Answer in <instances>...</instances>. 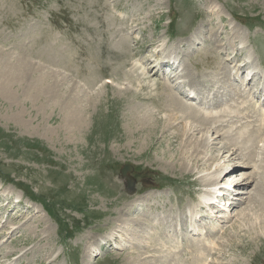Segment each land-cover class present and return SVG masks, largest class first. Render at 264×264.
Returning a JSON list of instances; mask_svg holds the SVG:
<instances>
[{
    "label": "rangeland",
    "instance_id": "374dc122",
    "mask_svg": "<svg viewBox=\"0 0 264 264\" xmlns=\"http://www.w3.org/2000/svg\"><path fill=\"white\" fill-rule=\"evenodd\" d=\"M236 49L264 57V0H0V61L19 68L24 61L66 77L65 84L80 88L72 99L85 115L69 136L58 130L64 113L55 108L36 115L35 98L0 82V264H155L153 257H159L157 264H203L206 254L164 250L174 245L159 229L170 222L171 193L194 195L199 185L212 186L200 177L208 165L219 159L228 166L241 154L233 146L228 151L219 138L196 152L187 143L189 153L204 157L198 166L194 157L187 158L195 165L187 168L157 147L162 130L149 144L151 135L139 131L132 116L148 109L155 117H171L164 111L167 76L153 68L163 55L179 54L183 80L197 86L207 83L204 75L214 69L210 59L215 53L227 61ZM234 65L227 64L229 69ZM52 76L48 81H54ZM108 76L111 83L101 81ZM156 105L164 113L157 114ZM19 106L25 110L21 114ZM186 121L198 128L190 134L192 141L209 136L200 122ZM172 148L180 150L177 144ZM125 164L131 166L135 194L125 191L120 179ZM247 167L242 169L247 174L260 171L257 165ZM223 174L219 184L230 183L234 175ZM245 177L244 188L255 181L253 192L241 210H231L210 264H264V207L259 205L264 185ZM149 210L160 212L153 231L157 239L151 235L146 249L128 247L126 242L145 229L138 223ZM104 235L111 239L99 245ZM185 245L196 249L190 241Z\"/></svg>",
    "mask_w": 264,
    "mask_h": 264
},
{
    "label": "bare ground",
    "instance_id": "6f19581e",
    "mask_svg": "<svg viewBox=\"0 0 264 264\" xmlns=\"http://www.w3.org/2000/svg\"><path fill=\"white\" fill-rule=\"evenodd\" d=\"M232 58H234L236 60V62L239 63V65H234L233 73L228 68L223 69L222 71L219 70L217 73L212 71L211 72L212 75L217 74L218 76H220L222 78L220 79V82H217V81L211 82V78H210L209 80H210L211 84L206 85L207 87H209V89L215 90L214 91L215 97L218 96V94L220 93V99L225 98V97L231 98L230 91L234 90V93H232V94L237 95L239 98V101H241V102H239L240 104L235 105L232 109L223 110V111L219 112V113H222L221 115H218L217 113H216V115H214L213 113L209 114L208 110H206V111L199 110V109L194 110V108H192V106H189V105H186V103H183L173 93L174 86L172 88L166 84L165 86L169 90V92L167 93V99L168 100L166 102V105L164 106V111L171 116L169 119L161 118L158 115H157V117H155L154 113L148 109L138 110L137 112L133 113L132 117H134L136 119V121H134V122L138 125L139 131L141 130L142 132L149 133L151 135L150 136L151 140L148 142L149 144H151L153 142V139L157 135V133L162 130L161 136L158 137V139L160 141L158 142L157 147L160 150H162L165 154H167V155L170 154L168 156H170L174 160L177 159L179 161L180 165L185 166L187 168L195 167V165H192L189 162H187V160H186L187 158L194 157L196 166H198L199 162L204 158V157L199 158L197 155L193 156V153H189L190 151H188L187 147H186L187 143H190V144L192 143L193 148H192L191 152L192 151L196 152L200 146H205V144H209L208 140L218 139V138L225 140V142L229 143V145H233V148H232V146L230 147V148H232L231 150H234V151L239 150L241 153H245L248 155V158L247 157H240V164L243 163V165H241L242 168H246L247 166L253 164V165H257L258 169L260 170L257 172L252 171V172H249L248 174L245 173V174H243V176L245 175L246 176L245 178H252V179L254 178L255 180L258 179L259 180L258 183L260 182L261 185H264V171H263L264 170V146L263 147L257 146V141H258L259 137H260L259 142L263 141V139H264V115H263V117H261V112L259 111V110H262V112H264V104H261V106L259 107V110L253 109L255 107V105L252 103L251 100L248 99L247 90L245 88L241 89L238 86V81L245 77L244 76V73L246 72L245 69L249 68V63L246 61H241V57H237L235 55ZM229 61L230 60H227L225 62L228 63ZM238 61H240V62H238ZM0 63H4V62L0 61ZM222 63H224V62H222ZM4 64L7 65V69L6 70L0 69V82H1V85L3 87L7 88V86H11L10 88H7V89L17 90V88H19V89L25 90L26 95H28L29 99L35 98V100H34L35 104H34L33 108L36 109L35 110L36 115H40V114L43 115V113L47 112V110L51 109L52 111H54V109L57 108L59 112L64 113V116L62 115L63 118H62L61 122L58 124V130L61 129V131L63 133L65 132V134H67V135L69 133V136H73V134H76V131L78 128L77 126H80V124L83 125V123L85 122V119L83 118L84 114L82 115L80 106L78 105V108H77L75 101L73 100L75 94L79 93V91H80V88L78 86H76V85L69 86V85L65 84V78L66 77L65 78L63 76L60 77V75H58V73L53 74V72H48V71L43 72L38 67L34 68L33 66L26 64L24 61L22 63V68H19V66H16L13 63L10 65H8L6 63H4ZM177 69H178V66L175 67V71H177ZM220 69H222V68H220ZM147 72H149V71H147ZM219 74H222V76ZM52 75L55 76L54 81L50 82V81H48V77L53 80ZM183 76H186V75L182 74L181 76H177V77L174 76V80H177ZM191 78H194V77H191ZM247 79H248V76H246L244 78V80H242V82L245 83L247 86H249L251 79H249L248 81H247ZM68 80H69V83L72 81L70 79H68ZM27 81H29V82H27ZM12 83H17L19 85V87H16ZM25 83L27 84V86H25ZM152 86L155 88L154 84ZM202 87H204V84H201V82L198 81L196 89H194L198 92L197 100L200 102L203 101L204 99H206L210 94L208 90H205L206 94H207L206 95L205 92H203L201 90ZM8 92L13 94L12 91H8ZM193 94H194V92H192V95ZM202 94L204 95L203 98H201ZM253 95H254V93H253ZM259 96H261V95H259ZM37 100L39 101L38 104H36ZM256 102H259V101L256 100ZM159 106L160 105H156L157 114L164 113L163 112V106H161V107H159ZM19 108L21 109V110H19L20 114L25 111L23 108H21V106H19ZM139 111H141V112H139ZM235 112H239L242 116V119H240V118L232 119V118H234ZM227 115H229V118H230L229 120H227L226 122H222L219 125H218V123H216L217 120L222 121L223 116H227ZM84 117H85V115H84ZM156 118H158V119H156ZM243 118H246V119H243ZM187 119L192 121V122L193 121L197 122V123L193 122L195 124H198V125L203 124L201 126L210 127L212 129V133L209 134V136H205L204 138H200V139L192 141L190 138V134L192 133V131L198 130V128L195 127L194 125H191L192 123L190 124L191 125L190 126V125H188L187 121L183 122V120H187ZM20 120L22 121L23 119L21 118ZM242 120H243V122H241ZM152 121L155 122L156 124L150 125L149 123L150 122L152 123ZM23 122H25V121H23ZM199 122L201 124H199ZM235 122L239 123V125L237 126V130L243 129L242 131H238V132L233 131L232 127H233V124ZM162 123H164V126L162 128L161 127L159 128V126ZM249 124H251V125H249ZM41 126L42 125H40V127H37V129L42 128ZM221 127L224 128V134H220L219 128H221ZM165 128H167V129L173 128V130L171 131V133H167V132H165ZM174 128H175V130H174ZM55 131L56 130H54L53 132L55 133ZM42 133L46 134V133H48V131H42ZM262 133H263V135H262ZM134 135H136V132ZM136 139H138V137H136ZM142 140L145 141V137L141 136V141ZM165 143H166V145H165ZM175 144L178 145V148L180 149L179 151H176V152L173 151L172 145H175ZM226 146H228V145L226 144L223 147L227 149ZM223 147H220V148H223ZM230 148L228 151H230ZM256 156H258V158H256ZM207 159H209V158H207ZM207 159H205L206 162H207ZM215 161L216 162L214 163V166L213 165L211 166V164H209L208 167H207V165L205 167H203L204 169L207 167V169H206L207 173L205 175L200 176L201 180L204 182V184H211L212 185L211 188H208L209 191L206 192V195L209 194L210 192H212V195H214V194L218 193L221 189L224 188V187L222 188L219 186V185H221V184H219V182L216 184H215V182L218 180V177L225 172V169H227V168H226L225 164L219 163V161H220L219 159L218 160L215 159ZM236 166H238V165H236ZM242 168H239L237 171L241 170ZM239 172H241V171H239ZM256 175H258V178H256ZM194 178L196 179L197 177H194ZM198 178H199V176H198ZM212 182H214V183H212ZM241 182H243L242 184L247 185V183L249 181H245V179H243ZM231 184L232 183L230 182L229 186ZM234 184H236V183H234ZM217 186H219L217 190H212V188H215ZM257 191H259V190H257ZM151 199H153V198H151ZM10 202L11 201H9V203ZM220 204H222L221 201H220ZM205 205L208 206L209 204L206 203ZM259 205H260V207H264V198L260 199ZM136 206L144 207L145 204L136 205ZM223 206L226 207L225 204ZM227 210H228V208H227ZM229 216H231V211H230ZM138 224H141V222ZM139 227H142V226H139ZM197 227L199 229H201L202 227L206 228V225H205V223H202L201 226H197ZM145 232L150 233V228L147 227L145 229V231L143 230L141 233L139 232L140 234L138 233L139 235L137 236V238L134 237L133 242H130V241L126 242V245H128V247H129V245H131V247L133 246L132 248H137L135 246L136 242L139 243V241L142 242L143 240L145 241L148 239L149 235H145ZM127 236H129V233L127 234ZM3 237L5 238L6 236L4 235ZM103 243H104V241H103ZM105 244H106V241H105ZM145 244H146V242H144L142 244L140 243V247L141 248H143V246L145 247ZM9 254H11V252H9ZM0 257H1V254H0Z\"/></svg>",
    "mask_w": 264,
    "mask_h": 264
},
{
    "label": "water",
    "instance_id": "95a60500",
    "mask_svg": "<svg viewBox=\"0 0 264 264\" xmlns=\"http://www.w3.org/2000/svg\"><path fill=\"white\" fill-rule=\"evenodd\" d=\"M127 170H129V167L128 166H123V168H122V174H123V176H125L126 175V172H127Z\"/></svg>",
    "mask_w": 264,
    "mask_h": 264
}]
</instances>
